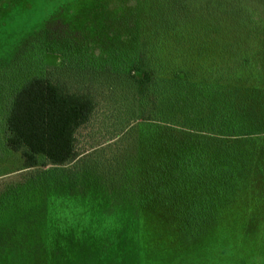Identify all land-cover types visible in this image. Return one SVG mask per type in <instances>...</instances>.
Here are the masks:
<instances>
[{
	"label": "trees",
	"instance_id": "1",
	"mask_svg": "<svg viewBox=\"0 0 264 264\" xmlns=\"http://www.w3.org/2000/svg\"><path fill=\"white\" fill-rule=\"evenodd\" d=\"M144 1L130 0L134 9L124 6L108 17L112 28L106 38L58 36L63 39L57 43L27 44L38 20L25 12L1 41V78L18 70L15 64L27 45L42 54L60 50L63 56L55 70L32 75L16 88L6 116V148L21 157L17 172L32 174L29 183L0 201L5 260L38 264L47 254L42 238L30 232L44 222L50 194L75 197L111 185L126 195L128 180L140 206L150 202L172 212L189 240L225 222L233 210L229 205L245 190L264 201V108L254 112L264 95L259 87L249 91L232 84L238 75L232 63H246L248 51L229 41L226 1L155 0L158 8L147 16L140 10ZM21 2L0 0V24L15 11H35L41 4L51 15L41 0ZM175 22L182 26L171 27ZM117 23L125 29L117 32ZM146 23L155 28L148 30ZM120 35L125 37L117 41ZM174 40L182 47L169 48ZM117 94L132 103L133 118L128 128L119 122V135L135 137L137 154L130 180L124 169L103 182L80 167L86 153L79 152L77 135L96 115L101 98Z\"/></svg>",
	"mask_w": 264,
	"mask_h": 264
},
{
	"label": "rangeland",
	"instance_id": "2",
	"mask_svg": "<svg viewBox=\"0 0 264 264\" xmlns=\"http://www.w3.org/2000/svg\"><path fill=\"white\" fill-rule=\"evenodd\" d=\"M19 1L28 6L27 2L33 0ZM129 1L41 0L50 5L51 15L42 4L35 11H15L0 24V44L6 32L23 20L25 12H33V18L38 20L26 35L27 44L38 45L35 40L57 43L63 38L77 39L78 35L91 39L98 34L106 38L112 28L108 17L122 12L124 6L134 9ZM224 1V9L229 14V41L248 51L246 63H232V68L238 70L232 84L249 91L259 87L264 95V0H237L238 4L233 0ZM157 8L155 0L140 3V10L146 16ZM125 15L129 17L131 13ZM10 20L13 25H9ZM132 23L131 30L135 28V21ZM175 23L171 27L182 26ZM154 26L155 23H146L150 31ZM115 28L117 32L125 29L119 23ZM181 30L184 28L175 34ZM124 37L118 36L117 41ZM34 47L25 46L21 63L15 64L18 70L4 78L0 76V201L12 190L29 183L28 177L32 174L17 172L23 168L21 157L10 152L5 144V121L14 92L28 77L55 70L63 57L60 50L42 54L39 50L33 51ZM179 47L182 45L174 40L169 48ZM106 48L114 49L112 43H107ZM255 107L254 112L264 108V98ZM131 109L132 103L121 99L120 94L110 99L105 95L92 121L77 135L78 150L86 153V159L79 165L99 181L107 182L113 175L118 177L124 169L127 177L132 175L131 162L137 154L135 137L119 135L120 121L123 127H129V120L133 118ZM259 118L262 120V114ZM261 153L264 160V142ZM128 182L124 183L128 189L126 195L121 191L123 188L118 191L111 185L92 188L88 194L75 197L50 194V209L41 216L44 222L30 232L31 236L42 238L43 249L47 250L38 264H264V201L260 203L248 190L229 205L233 210L226 214L225 222L206 236L189 240L177 227L172 212H164L150 202L140 206L137 190ZM8 260L5 254L0 255V264H19Z\"/></svg>",
	"mask_w": 264,
	"mask_h": 264
}]
</instances>
